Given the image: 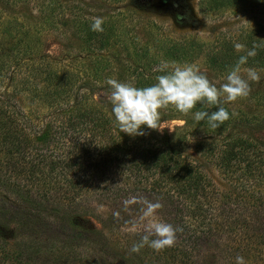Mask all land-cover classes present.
Wrapping results in <instances>:
<instances>
[{
    "label": "trees",
    "instance_id": "trees-1",
    "mask_svg": "<svg viewBox=\"0 0 264 264\" xmlns=\"http://www.w3.org/2000/svg\"><path fill=\"white\" fill-rule=\"evenodd\" d=\"M10 1L11 5L17 3V0ZM7 13L0 9V88L25 96L23 98L28 101L24 106L17 103L16 97L10 104L0 101V155L4 154L8 170L17 175L24 174L30 185L37 188L40 185L43 195L41 201L33 199L35 203L25 207L16 203H10L9 207L0 205V226L16 224L23 234L35 235L30 243L24 242L26 250L18 243L13 248L9 245L5 249L0 248V264H27L31 258L43 261L42 264H58L60 257L55 256L57 247H72L71 251H76L84 244L82 239H86L85 235L105 237L100 230L85 229L71 218L70 213H63L61 219L70 227L65 238L69 241L60 240L65 231L52 227L55 210L43 205L48 202L49 186L45 185L50 182L60 184L70 192V201L66 205L75 204L74 200L84 187L83 177L89 173L87 167L96 177L103 178L102 181L109 179L110 173L118 169L132 179L131 185L134 182L138 184L134 187L125 185L117 194L122 198L123 213L131 205L134 206L131 209L142 213L144 204L140 207L137 201L144 197L134 193L138 189L148 193L150 201L162 205L157 210L160 219L181 229L176 233L173 247L160 252L145 249L146 252L136 254L142 262L133 258V252L123 250L119 252L122 257H115L111 264H129V261L136 264H197L196 255L203 250V244L212 245L215 243L213 238H218L220 233H233L234 236L232 242L226 244V264H234L238 255L254 259L249 253L257 244L256 236L264 234V224L254 226L250 234L241 237L242 232H248V221L246 225L237 226L243 219H232L230 213L245 205L256 216L264 213V156L257 150L256 141L241 134L226 135L221 140L216 139L219 148H207L206 156L228 180L234 182L237 190L221 191L199 164L186 162L178 148H173L174 139L158 141L155 136H150L151 129L148 128L144 135L135 137L118 134L105 102L97 103L91 90L94 84H102V73L109 65H101L96 60L107 62V58L97 56L94 58L95 67L77 66L79 69L53 61L39 52L37 28L29 24L27 27L23 18ZM46 16V20L51 18ZM91 22L88 18H75L79 39L91 49L92 54L95 50L105 51L109 45L108 37L91 31ZM96 39L98 45L92 48ZM212 65V68L221 67ZM151 70L150 64L138 70L136 81L139 87L156 82L155 74L158 72L151 73ZM223 107L229 111L230 118L220 128L213 129L210 137L215 132V135L222 134L233 120L231 110L225 105ZM193 110L216 109L197 104ZM187 121L183 127L189 126ZM155 173H158L156 178L153 177ZM148 182L151 187L147 188ZM143 230L144 227L141 233L136 234V243L144 234ZM250 237L254 238L248 242ZM106 252L101 251V256L96 252L90 253L86 258L90 264H96L103 260L101 257Z\"/></svg>",
    "mask_w": 264,
    "mask_h": 264
},
{
    "label": "rangeland",
    "instance_id": "rangeland-1",
    "mask_svg": "<svg viewBox=\"0 0 264 264\" xmlns=\"http://www.w3.org/2000/svg\"><path fill=\"white\" fill-rule=\"evenodd\" d=\"M10 2V0H0V9L4 12L8 11L12 16L23 18L27 27L28 24L32 28L36 27L40 41L39 52L46 54L51 60H58L67 66L79 69L78 67H95L94 58L97 56L103 55L102 57L107 58V62L96 60L101 65H109L102 73L105 77H102V84H94L91 90L93 99L97 103L105 102L106 111L111 119V104L108 101L111 90L105 83L107 79L112 78L139 87V82L136 81L138 70L150 64L152 73L162 61H165L172 66L195 65L210 82L219 87L224 82L227 71L235 65L238 58L255 47L256 55L250 57L247 64L241 66V75L245 76V70L252 68L260 74L261 79L250 82L251 90L246 98L224 104L231 110L233 120L222 134L215 135V132L213 137H210L213 129L201 122L194 123L191 115L184 116L170 107L161 111L159 124L161 130L151 129L150 136H155L154 139L158 141L166 138L174 139L173 148H178L186 162L199 164L221 191L237 192L234 182L228 180L206 156L207 148L220 147L219 143L216 144V139L221 140L226 135L241 134L256 141L257 150L262 153V157L264 156V60L262 61L264 2L262 0H17L14 5ZM46 15L51 18L46 20ZM77 16L90 20L96 17L103 18V31L97 33L108 37L109 45L105 51L95 50L92 54L91 49L79 39L74 24ZM237 43L243 46L240 51L234 47ZM96 45H98L97 39L93 41L92 48ZM168 49L171 51L168 52ZM212 64L221 67L212 68L214 66ZM161 74L163 73L158 72L155 77ZM15 97L18 98L17 103L22 106L28 101L23 98L25 96L12 94L0 88V101L10 104L16 99ZM186 121L189 126L183 127ZM114 128L118 134L129 136L120 132L115 124ZM142 128L147 131L146 126ZM4 157V154L0 155V205L9 207L10 203H16L25 207L35 203L33 199L41 201L42 187L30 185L24 174L17 175L13 170H8V162ZM87 170L90 174L84 175L82 180L84 187L74 200L75 204L66 205V202L70 201L68 200L70 192H66L68 190L60 187V184L51 182L45 185L49 186L48 202L43 199L42 202H46L43 204L45 207L55 210L56 215L60 214V216L54 215L55 218L52 220L53 228L60 227L61 231H65L64 235L59 237L60 240L69 241L65 238L70 227L68 223L62 221L63 213H70L71 218L77 220L78 225L85 229L100 230L105 237H92L88 234L85 235L86 239H82L78 236L85 242L80 243L82 246L76 251H71L72 247L67 249L57 247L55 256L60 257L58 264H90L86 256L95 252L100 255L101 251L105 253L106 250V254L101 257L103 260L97 261L96 264L114 263L115 257H122L119 252L130 251L136 243V234L141 233L142 227L147 223L141 219L142 213L130 208L134 207L133 205L127 207L123 213L122 198L117 197L125 185L138 186L136 182L131 185L132 179L118 169L113 172L111 168L109 179L107 177L103 181V178L96 177L89 167ZM157 174L155 173L153 177L156 178ZM149 186L150 182L146 187ZM135 191V194L150 201L148 193L140 192L138 189ZM144 198L137 201L138 206L141 207ZM113 209L115 210L112 211ZM239 210H234L235 213L230 214L232 219L239 218V221L243 219L236 224L237 226L246 225L248 221V232L245 234L242 232L241 237L250 234L254 226L264 224V213L256 216L246 205L239 207ZM133 228L135 231H132ZM217 236L218 238H213L215 243L212 245L203 244V250L196 255L197 264H226L228 248L226 244H230L234 236L233 233H220ZM33 237L34 234L31 237L23 234L16 224L0 226V248L5 249L7 245L13 248L18 243L25 249V245L30 243ZM253 238L250 237L248 242ZM255 241L257 244L249 253L254 259L247 257L245 260L248 264H264V234L256 236ZM145 249L148 247H144L139 253H134L133 258L141 261L136 254L146 252ZM42 263L43 261L31 258L27 264ZM128 263L136 264L130 261Z\"/></svg>",
    "mask_w": 264,
    "mask_h": 264
},
{
    "label": "clouds",
    "instance_id": "clouds-1",
    "mask_svg": "<svg viewBox=\"0 0 264 264\" xmlns=\"http://www.w3.org/2000/svg\"><path fill=\"white\" fill-rule=\"evenodd\" d=\"M103 23V18H94L90 30L102 32ZM234 47L237 51L243 48L238 43ZM255 55L256 50L253 47L246 55L240 56L235 65L227 71L224 82L219 87L210 82L195 65L172 66L165 61L154 69L163 74L157 75L156 82L149 86L136 87L128 82L109 78L105 83L111 90L108 101L111 104L113 123L120 132L129 136L144 135L142 126L161 130V111L171 107L184 116L191 115L196 124L203 122L208 128L218 129L230 118L229 111L223 105L246 98L251 90L250 82L261 79L260 74L252 68L245 70V76L241 75V66L247 64L248 59ZM197 104L206 105L209 109L215 107L216 110L192 112ZM143 204L141 219L147 222L144 234L140 235L139 242L133 244L130 251L139 253L147 246L155 252H160L173 247L176 233L181 229L158 217L157 210L162 207L159 202L144 200ZM234 264H246V260L238 255L234 258Z\"/></svg>",
    "mask_w": 264,
    "mask_h": 264
}]
</instances>
